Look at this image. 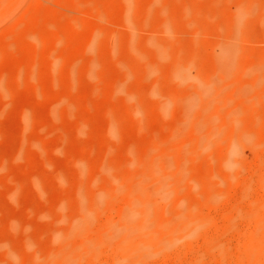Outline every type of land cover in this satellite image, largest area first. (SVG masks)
I'll return each mask as SVG.
<instances>
[{"label": "rangeland", "instance_id": "374dc122", "mask_svg": "<svg viewBox=\"0 0 264 264\" xmlns=\"http://www.w3.org/2000/svg\"><path fill=\"white\" fill-rule=\"evenodd\" d=\"M0 264H264V0H0Z\"/></svg>", "mask_w": 264, "mask_h": 264}]
</instances>
